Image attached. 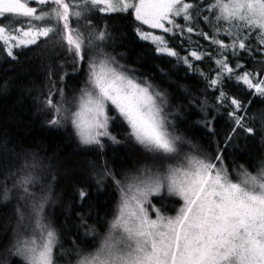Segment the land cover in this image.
Listing matches in <instances>:
<instances>
[{
    "label": "trees",
    "instance_id": "obj_1",
    "mask_svg": "<svg viewBox=\"0 0 264 264\" xmlns=\"http://www.w3.org/2000/svg\"><path fill=\"white\" fill-rule=\"evenodd\" d=\"M107 15L115 50L127 57L122 69L153 82L160 93L156 99L168 132L179 138L175 145L181 159L192 156L222 164L231 173L252 174L264 168V95L238 79L245 72L252 73L253 82L264 79V45L252 40L244 50L222 49L218 55L206 46V39L194 35L190 39H200L199 48L207 55L192 60L184 36L175 34L166 43L178 55L169 56L139 38L143 26L130 11ZM52 45L39 40L15 47V58L0 53V264H26L15 248L39 235L37 220L56 234L53 264H79L109 236L120 235L111 225L123 196L132 194L129 186L135 192V186L151 184L160 173L165 190L150 191L143 200L149 218L174 217L183 206L178 195L165 193L163 179L169 166L177 164L176 156L163 160L164 154L147 151L112 108L109 135L99 137L100 144L81 143L68 117L78 110L82 91L90 87L88 62L93 57L86 48L85 60L78 61L66 45L57 40ZM214 56L233 71L220 68ZM218 76L217 84H211ZM49 98L61 107L59 115L48 106ZM232 100L238 101L239 109ZM53 119L59 122L52 124ZM25 179L31 182L24 184ZM41 203L37 215L33 206Z\"/></svg>",
    "mask_w": 264,
    "mask_h": 264
},
{
    "label": "snow or ice",
    "instance_id": "obj_2",
    "mask_svg": "<svg viewBox=\"0 0 264 264\" xmlns=\"http://www.w3.org/2000/svg\"><path fill=\"white\" fill-rule=\"evenodd\" d=\"M30 2L0 0V45L9 56H13L14 47L35 44L38 38L51 35L62 46H67L75 60L84 61L85 49L95 40L104 39L103 32L87 35L78 26H72L70 17L78 19L82 14L80 5L73 4L72 0H34L40 8L30 6ZM81 3L99 6L97 10L105 13L133 9L137 21L165 33L173 30L166 27L165 22L181 28L175 23V17L191 20L193 14L189 9L194 6L191 0H81ZM213 10L218 12L217 22L223 20L231 25L233 21H240L251 31L258 29L255 38L264 45V0H214L209 8V11ZM5 18L9 20L8 25L3 23ZM20 18H25L24 26H10L13 20ZM186 30L194 31L191 26ZM198 34L221 49L238 47L244 50L245 39L251 32L243 39L237 37L231 44L207 33ZM232 34L231 31L226 33ZM139 35L156 43L160 52L178 55L167 47L162 36L143 31H139ZM190 55L200 60L204 53L193 51ZM218 55L222 53L218 52ZM184 62H188L186 57ZM216 63L226 72L233 71L224 59H217ZM88 68L90 87L82 91L78 110L68 117L81 143L100 144L99 137L109 135L106 107L110 104L128 124L130 135L138 144L149 152L176 156L177 164L169 166L163 179L168 182L169 191L181 198L183 206L174 217L150 219L143 200L148 192L159 190L161 178L156 177L143 187L135 186V192L132 191L134 186L130 185L128 192L132 194L123 196L119 214L111 225L120 235L109 236L95 253L85 255L79 264H264V172L259 175L244 173L243 179L233 181L214 163L196 157L181 159L175 145L179 138L171 136L161 116L162 109L156 99L160 93L154 95L150 86L138 83L113 67L106 57L90 60ZM218 79L219 76L211 80V84L216 85ZM238 79L264 95V79L254 83L250 72ZM47 104L57 115L61 113V107L51 98ZM232 104L239 109L237 100H232ZM50 122L57 124L59 121L53 119ZM236 123L240 125V118ZM246 131L251 133L253 130L247 128ZM30 182V179L23 181L24 184ZM24 191L27 193L28 189L25 187ZM33 207L39 215L43 204ZM37 228L39 235L20 241L15 253L23 257L26 264H53L56 234L39 220Z\"/></svg>",
    "mask_w": 264,
    "mask_h": 264
},
{
    "label": "rangeland",
    "instance_id": "obj_3",
    "mask_svg": "<svg viewBox=\"0 0 264 264\" xmlns=\"http://www.w3.org/2000/svg\"><path fill=\"white\" fill-rule=\"evenodd\" d=\"M72 2H73V4H79L80 5L79 10H82V14H81L80 18L77 19L75 17H70V23L72 24V26H74V27L78 26L81 29V31L86 33L87 35H94L97 32H103L104 33V39L103 40H95L93 42L92 46L87 47L86 51L92 55L93 59L99 58L100 56L106 57L107 59H109L112 62L113 67L118 68L120 71L127 74L130 78L135 79L138 83H141L144 86H150V91L154 95H155V93H158V91L154 88L155 85L153 82L139 80L131 72H129V71L127 72V71L122 69V67H124L128 64L127 57L125 55H123L121 52H118L115 50L112 29L107 26L108 21L109 22L112 21L111 19H109L107 17L108 16L107 14H110V13L98 11L97 8L99 6L93 7L91 5H85V4L81 3V0H72ZM191 2H193V5H194L193 8L189 9V12H191L193 14L192 19L189 21H186L183 19L182 16L175 17L174 18L175 23L180 25L181 28H175L172 25H169V24H167V22H165L166 27H170L173 29L172 32H168V33L163 32L161 29H153L147 25L140 23L139 21H137L135 19L133 9H129L128 11H130L131 14L133 15V18L140 25L143 26V30H140V31H143L144 33H151L153 35L162 36L165 39V41H167V42L170 41L171 38L175 34L183 35L185 38L184 42L186 44L185 49L187 51V55L192 60H196L190 55V53L193 51H197L199 53H204L202 59L207 55V53H205L204 49L199 48L200 43H201L200 39L204 38L203 35L198 34L201 32L207 33L210 37L214 36L217 40L223 41L225 44H231L234 40L237 39V37H240L243 39L245 37V34L249 33V32H251V34L247 37V39H245V45L248 44L252 40L258 41L255 37H256V31H259V30L257 29L256 31H251L248 27L244 26V22L233 21V23L231 25L229 23L223 21V20L217 22L215 17L218 14V12L215 10L209 11V8L213 4L214 0H191ZM30 6L37 7V8L41 7L40 5L35 4L34 0H31ZM121 12H123V11H121ZM205 17H207V19H205ZM24 20H25V18H20L19 20H13L11 22L10 26L11 27L24 26ZM3 23L8 25L9 20L7 18H5ZM36 23H40V22H36ZM188 26L193 27L194 31L189 33L186 30ZM181 29H184V30H181ZM218 29H219V31H218ZM229 31H231L233 33L231 36L226 35V33ZM194 35L201 37V38L198 40L194 39V41H192L190 39V37H195ZM138 36L141 40H146V41H149L150 43H152L156 47V51L159 53H162L158 50V45L156 43H154L151 39H142L141 36L139 35V30H138ZM39 40L42 41V44L45 43L46 45L53 46L52 44L56 43L57 39L50 35L48 38H44V37L38 38L37 42ZM206 40L208 41V44L206 46L214 48L217 51V53L218 52L221 53L222 49L219 48V46L217 44L212 43L210 39H206ZM191 43H194L195 45L192 47H188L189 46L188 44H191ZM21 47H26V46H21ZM18 48H20V47H18ZM228 50L233 51V49H231V48ZM223 51H226V50L223 49ZM2 52H3V54H6V55L8 54L7 51L3 48V45H0V53L2 54ZM202 59H200V60H202ZM214 60L217 61L216 56H214ZM161 94L163 95L162 91H161ZM157 103L162 108L161 102L159 101ZM111 108H112L113 112H117V110L113 106L108 104L106 107V114L107 115H109V113H111V114L113 113L111 111ZM161 116L164 119L165 126L167 128V125H166L167 118L163 116V111H161ZM111 119L112 118H109L108 122ZM169 121L173 122V120H170V119H169ZM170 158H171V156H165V158L163 160H168ZM215 165L217 166L218 169H223L225 171V174L228 176L229 179H231L233 181H239V180L243 179V173H241L240 171L238 173L237 172L231 173L226 169V167L224 165H222V164H218V165L215 164ZM261 172H264V168L262 170H260L259 172L252 173L250 175H259ZM156 177L162 178L163 175H162V173L158 174L157 176L155 175V177L151 181H153ZM167 183L168 182H166V190H167L165 192L166 194H168L170 192L168 189ZM144 184L145 183H142L140 185L143 186ZM164 190H165V185L163 183H161L159 190L158 191H152V192H154L156 194H158V193L161 194V193H163L162 191H164Z\"/></svg>",
    "mask_w": 264,
    "mask_h": 264
}]
</instances>
